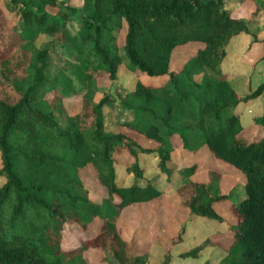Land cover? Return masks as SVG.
Here are the masks:
<instances>
[{"label":"trees","instance_id":"trees-1","mask_svg":"<svg viewBox=\"0 0 264 264\" xmlns=\"http://www.w3.org/2000/svg\"><path fill=\"white\" fill-rule=\"evenodd\" d=\"M255 5L246 18L225 8L224 0H7L17 15L12 24L0 6V264H88L89 248L102 250L107 264H150L149 251L134 250L118 218L125 207L164 194L150 179L141 180V155L156 156L170 177L175 135L182 147L205 145L232 165L246 192L236 202L222 191L220 170L194 179L198 162L186 166L175 190L186 221L198 215L224 221L215 206L222 203L235 220L177 254L197 256L212 245L231 264H264V135L249 139L233 109L260 95L264 81L240 96L220 66L230 40L264 13L262 2ZM42 34L50 38L37 45ZM258 41L264 36H253L249 45ZM195 42V53L172 67L174 49ZM124 60L136 75L133 88L121 99L110 92L95 99L94 84L104 74L115 80ZM198 133L202 142L188 146ZM87 165L106 190L100 201L81 177ZM119 167L132 175L129 183L118 176ZM7 207L19 228L10 237L1 231ZM97 217L95 234L74 248L61 247L67 223L86 229ZM162 243L166 264L173 254Z\"/></svg>","mask_w":264,"mask_h":264},{"label":"rangeland","instance_id":"rangeland-1","mask_svg":"<svg viewBox=\"0 0 264 264\" xmlns=\"http://www.w3.org/2000/svg\"><path fill=\"white\" fill-rule=\"evenodd\" d=\"M7 0H0V6L10 19L12 24L17 20V15L10 11L6 6ZM82 0H67L71 5H79ZM264 5V0H259ZM225 8L230 9L234 14L249 18L255 10V0H224ZM56 11V8H51ZM256 18V19H255ZM247 32H241L234 36L228 44V52L223 58L220 66L227 74L231 85L236 89L240 96H244L253 91L261 82L264 81V42L258 41L249 45L252 37L262 38L264 36V13L254 17ZM124 32L121 31L119 40L123 39ZM50 37L44 34L38 36L35 40L37 45H44ZM198 47V43H188L177 46L172 54L171 66L179 68L184 61L193 55ZM55 50V48H54ZM146 81H153L145 76H141ZM136 79L135 72L129 70L124 60L119 67L117 78L111 80L106 74L102 75L94 84V98L102 97L105 92H110L118 99L125 96L128 88H133ZM165 77L157 78L153 82L161 83ZM241 101L233 109L238 111L241 124L245 129L246 136L251 139L255 134L259 137L264 135V120L257 121L258 116L264 115V90L256 98L249 99L248 102ZM69 105V109L72 110ZM114 108V107H113ZM121 116L123 111H120ZM144 144H154L145 137L134 131L128 130ZM203 133L192 135L189 138L188 146L202 142ZM176 150L173 152L172 164L173 172L168 177L165 172L160 171L157 165L158 158L151 155H141V160L145 165V174L141 180L150 179L155 185L163 189L164 194L161 197L150 201L135 202L125 207L118 218V226L123 231L125 237L133 241L135 251L150 250V264H163L166 241L170 253L189 250L204 237L213 234L217 229L225 228L227 221L235 220L230 217L228 204H216L217 209L224 213L226 220L219 221L204 215L193 216L187 222V211L178 208L176 196V187L186 178L185 168L191 162L197 161L198 167L192 175L194 179H206L209 169L217 168L222 172L220 186L223 192L231 194L234 200L239 201L245 196L244 182L240 173L233 169L232 165L225 163L212 156L205 145H201L197 150L181 146L178 136H174ZM227 164L232 168H228ZM159 172V173H155ZM81 177L89 188L90 197L93 200L100 201L106 196L105 188L99 183L95 171L91 165L81 169ZM117 174L124 179L125 183L131 181L132 175L126 172L122 167L117 168ZM5 178L0 177V186ZM123 182V181H122ZM10 208L7 207L6 215L2 220V233L10 237L19 228L10 222ZM154 223H157L154 226ZM100 218L97 217L86 228L67 223L63 230V239L61 247L71 249L79 244L80 239L92 236L99 229ZM152 230V231H151ZM180 237V240L171 241L172 237ZM216 248V249H213ZM221 249V248H220ZM176 253V254H177ZM88 264H107L103 260V252L99 248H89L85 251ZM173 254V253H172ZM225 254L216 246H206L197 256L182 257L179 255L171 256L166 264H202L210 260V264H231L230 260L222 259ZM215 256V257H213ZM213 257V260H212ZM220 259V260H219ZM83 264V263H79Z\"/></svg>","mask_w":264,"mask_h":264},{"label":"crops","instance_id":"crops-1","mask_svg":"<svg viewBox=\"0 0 264 264\" xmlns=\"http://www.w3.org/2000/svg\"><path fill=\"white\" fill-rule=\"evenodd\" d=\"M196 43V42H195ZM199 45V44H198ZM245 96V95H244ZM246 102H248V101H246ZM245 102V103H246ZM244 103V104H245ZM180 208V207H179ZM180 209H182V211H184V209L183 208H180ZM186 217H187V214H186ZM197 217V216H196ZM157 223H154V226L153 227H155V225H156ZM226 230V227L225 228H221V229H217V231H214L213 233L215 234V233H220V232H224ZM152 231V230H151ZM227 238V237H226ZM224 239V238H223ZM226 239H224V241H225ZM216 247V246H215ZM213 249H216V248H213ZM219 250H221V251H223L224 252V250L223 249H220V248H218ZM149 251V254H150V250H148ZM137 252H139V251H137ZM174 255L173 256H178V254H176L175 252H172ZM179 253V252H178ZM225 253V252H224ZM224 255V254H223ZM223 255L221 256V257H223ZM150 256L151 255H149V260H150ZM180 257V256H179ZM213 257H215V256H213ZM213 257H212V260H213ZM220 260V259H219ZM151 263V262H150Z\"/></svg>","mask_w":264,"mask_h":264}]
</instances>
